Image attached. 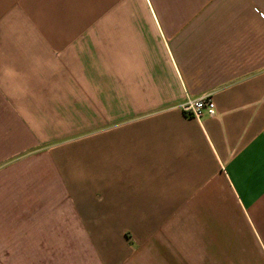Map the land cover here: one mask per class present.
<instances>
[{
	"label": "crops",
	"instance_id": "obj_1",
	"mask_svg": "<svg viewBox=\"0 0 264 264\" xmlns=\"http://www.w3.org/2000/svg\"><path fill=\"white\" fill-rule=\"evenodd\" d=\"M260 12L0 0V264H264Z\"/></svg>",
	"mask_w": 264,
	"mask_h": 264
},
{
	"label": "built area",
	"instance_id": "obj_2",
	"mask_svg": "<svg viewBox=\"0 0 264 264\" xmlns=\"http://www.w3.org/2000/svg\"><path fill=\"white\" fill-rule=\"evenodd\" d=\"M260 15L264 17V13L260 12ZM183 109L189 112L194 117L200 119L204 114L209 116L216 115V102L212 95L205 94L199 97L189 99L186 103L183 104Z\"/></svg>",
	"mask_w": 264,
	"mask_h": 264
}]
</instances>
